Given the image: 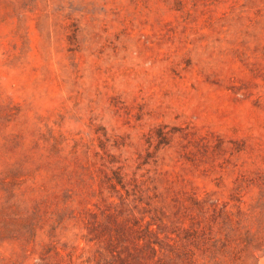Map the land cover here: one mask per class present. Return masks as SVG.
<instances>
[{
    "label": "rangeland",
    "instance_id": "1",
    "mask_svg": "<svg viewBox=\"0 0 264 264\" xmlns=\"http://www.w3.org/2000/svg\"><path fill=\"white\" fill-rule=\"evenodd\" d=\"M0 264H264V0H0Z\"/></svg>",
    "mask_w": 264,
    "mask_h": 264
}]
</instances>
